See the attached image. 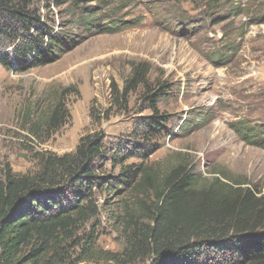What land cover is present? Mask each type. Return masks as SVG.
Instances as JSON below:
<instances>
[{"label":"rangeland","instance_id":"obj_1","mask_svg":"<svg viewBox=\"0 0 264 264\" xmlns=\"http://www.w3.org/2000/svg\"><path fill=\"white\" fill-rule=\"evenodd\" d=\"M52 1L40 0V7L46 6L43 21L55 32L71 36L69 51L27 72L0 66V181L7 170L16 175L36 170L21 127L22 112L35 104L44 109L64 88L72 92L65 99L71 123L35 150L69 154L82 136L92 132L104 134L111 153L132 148L133 125L139 117L151 115L142 88L129 95L127 111L112 110L108 121L92 123L89 109L93 105L108 110L110 83L121 87L132 65L142 63L151 89L165 86L156 108L170 116L167 135L158 141L160 148L143 163L152 168L154 183H160L170 167L184 163L201 180L218 173L230 184L264 195V149L245 144L232 127L240 121L264 127V0H223L219 6L107 0L106 9L98 3L86 9L97 13L91 31L72 20L66 5L54 7ZM138 162L132 158L127 164ZM104 170L118 173L108 162ZM152 200L150 188L100 202L98 215L77 225L74 238L93 230L98 250L121 253L126 245L124 227L144 220L142 207L149 209ZM78 254L79 249H70L67 264H74Z\"/></svg>","mask_w":264,"mask_h":264},{"label":"trees","instance_id":"obj_2","mask_svg":"<svg viewBox=\"0 0 264 264\" xmlns=\"http://www.w3.org/2000/svg\"><path fill=\"white\" fill-rule=\"evenodd\" d=\"M106 1L52 2L54 7L66 5L72 20L91 31L97 13H88L86 9L91 8V3L106 9L110 5ZM170 1L208 6L223 2ZM40 4V0H0L3 69L27 72L51 64L69 51L71 36L55 32L45 24L41 11L46 6ZM147 74L146 64L132 65L121 87L110 83V108L98 110L91 105L89 109L92 123L108 121L112 110L127 111L129 95L142 88V99L148 103L151 115L136 120L130 134L135 143L129 150L111 153L102 132L82 136L69 154L58 156L35 150L70 125L65 101L72 93L70 88L54 96L44 109L35 104L22 112L21 127L36 170L23 175L7 170L0 181V264H67L70 249H79L74 264H136L145 260L148 264H264V195L240 184H230L218 173L201 180L184 163L170 167L161 182L154 183L152 168L143 163L160 148L158 141L161 135H167L170 116L156 108L165 95V86L151 89ZM232 127L245 144L264 149L263 126L240 121ZM132 158L139 162L127 164ZM107 162L111 169L118 168L116 175L104 170ZM150 188L151 206L142 207L144 220L124 227L126 245L121 253L98 250L93 230L74 238L77 225L98 215L100 202L106 204L127 193H143Z\"/></svg>","mask_w":264,"mask_h":264}]
</instances>
